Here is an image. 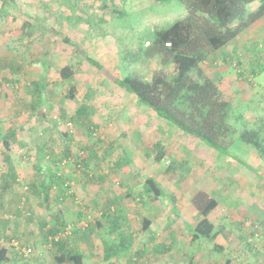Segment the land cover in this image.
<instances>
[{
	"label": "rangeland",
	"instance_id": "1",
	"mask_svg": "<svg viewBox=\"0 0 264 264\" xmlns=\"http://www.w3.org/2000/svg\"><path fill=\"white\" fill-rule=\"evenodd\" d=\"M186 13L180 0H0V98L2 91L7 96L0 107L1 239L18 236L34 248L37 258H45L38 264H57L43 241L42 224L62 205L57 196L61 190L49 191V203L34 194L43 164L72 184L70 193L76 198L63 200L71 218L98 201L101 211L125 213L141 243L147 238L142 220L151 219L154 232L166 237H158V248L169 249L159 254L152 249L142 263L190 264L195 255L194 264H264V17L224 50H234L235 59L249 53L242 64L230 66L219 59L206 70L234 103L231 120L243 132L227 154L156 116L116 82L131 74L150 80L162 65L160 57H147V48L158 30ZM66 65L74 69L70 79L60 74ZM256 66L252 76L250 67ZM35 83L43 86L40 91ZM71 85L74 99L67 95ZM83 104L93 109L91 131L76 113ZM14 127L26 143H15L10 152L19 182L12 192L1 191L2 177L9 172L2 138ZM67 149L71 164H57L54 156L62 157ZM78 155L89 158L88 168L76 167ZM144 175L160 183L162 198L152 200L144 192ZM130 190L135 198L128 195ZM200 191L218 202L210 219L223 250L207 239L192 240L190 231L203 217L194 203ZM24 197V210L17 217L5 209L20 206ZM92 213L76 219L93 220ZM16 221L20 223L13 227ZM100 247H94L87 264L107 263ZM73 248L81 249L75 242ZM130 257L122 255L118 263L127 264Z\"/></svg>",
	"mask_w": 264,
	"mask_h": 264
},
{
	"label": "trees",
	"instance_id": "2",
	"mask_svg": "<svg viewBox=\"0 0 264 264\" xmlns=\"http://www.w3.org/2000/svg\"><path fill=\"white\" fill-rule=\"evenodd\" d=\"M159 1L163 0H157V2ZM180 1L186 7L187 15L172 23L168 28L158 30L151 46L146 50L147 57H160L162 68L157 70L150 80L139 74H131L124 78H117L116 82L129 93L134 94L145 106L151 108L156 116L171 122L180 131L199 139L210 148L221 150L227 154L243 132L231 120L235 112L234 103L228 99L215 77H212L206 70L219 59L230 66L231 64L233 66L242 64L249 53L235 59L234 50L229 52H224V50L228 43L243 35L248 28L264 17V0ZM66 42L70 43L71 41L66 38ZM219 53H223V55L218 57ZM91 61L100 67L96 59L91 58ZM250 70L251 75L254 76L257 66L250 67ZM73 72L74 69L71 65H66L60 70L63 79H70ZM248 81L251 82L253 79ZM35 85L36 90L40 91L41 84L35 83ZM75 90V86L71 85L67 92L69 98L74 99ZM239 95L242 96V94ZM6 99V92L2 91L0 107L5 104ZM76 113L86 121V127L91 131L92 126H95L91 121L92 107L86 104L80 105ZM20 139L19 127L12 128L2 138L5 148L4 157L9 162V172L3 176L5 187H2L1 191H10L12 190L10 188L19 182L15 167L9 160L15 143L21 142L22 146L26 145ZM256 145L259 146L260 142L257 141ZM52 154L54 156L53 152ZM54 157L57 164L60 161L64 165L71 164V151L68 149L62 157ZM88 160V157L78 155L73 163L78 168L82 165L88 168ZM38 170V176L35 177V184H33V187H36L33 190L34 194L42 196L44 201L49 203V191L59 189L61 192L57 196L61 197L62 205L66 206L69 204L63 203L64 199L76 198L74 194L70 193L72 184L58 170L47 168L43 164L38 166ZM85 172L88 171L85 169ZM90 176L92 177V175ZM143 182L144 192L152 200H158L164 196L163 187L152 175H144ZM130 191L128 195L135 198L134 192ZM194 203L203 217L190 231L192 240L207 239L214 243L215 249L223 250V245L217 243L216 224L210 219V214L218 207V202L206 192L200 191L194 197ZM18 207L23 212L24 206L21 204ZM103 215L102 218L97 219L98 221L96 220V224L100 229L105 230L102 237V256L105 262L117 264L118 258L129 252L133 258L130 257L127 264H142L141 258L149 255L152 249L156 254L168 251V245H165L166 247L161 251L162 248L158 247L162 246V243L158 242V238L152 236L148 242L151 245H148L147 242L144 243L145 251L140 248L133 253L132 249H134L137 239L135 233L129 228L127 215L121 210H111L110 208ZM57 218V221L52 225L48 222L42 224L43 241L48 243V247H51L55 252L54 261L57 264H84V254L73 247L70 248L66 241L68 238L66 233L72 231L71 229L76 230L69 223L73 226L78 224L76 231L93 232L95 228L93 223L96 218L86 219V222L81 220L79 223L76 220V224L74 221L64 222L63 217ZM142 221L143 231L151 230L153 221L148 218H144ZM20 240L18 236L6 235L5 244L0 242V264H7L15 257H18L15 260H18L19 264L20 262L29 264L30 261L37 258L38 254H34V248ZM15 241L20 242L19 247L14 244ZM153 244H155L154 247ZM28 248L32 252L26 255L25 249ZM31 258L34 259L31 260ZM194 258L195 255L190 257V264H194ZM114 260L116 261L114 262ZM228 261L231 262V260ZM12 264L17 263L14 261Z\"/></svg>",
	"mask_w": 264,
	"mask_h": 264
},
{
	"label": "crops",
	"instance_id": "3",
	"mask_svg": "<svg viewBox=\"0 0 264 264\" xmlns=\"http://www.w3.org/2000/svg\"><path fill=\"white\" fill-rule=\"evenodd\" d=\"M186 15H187V13H186ZM2 179H3V177H2ZM2 183H3V185L1 187L4 188L5 187V181L3 180ZM10 189L13 190L14 187H12ZM10 192H12V191H10ZM100 207H103V206L100 205V203H98V201H95V202H92V203H88L87 206H86V208H84V209H82L80 211L75 212V216L71 218V216L69 214H72V212L70 211L69 205L66 206L65 204H63V205L59 206V208H57V209L55 208L54 211H53V213H51L50 214V217H49L48 223L50 225H52L54 222L57 221V219H58L57 217H63L64 218V222H66V221H70L71 222V221H75L76 218L80 219L81 217L83 218V216L86 217L87 215H90V213H92L94 211L93 213L96 214L95 215V218L96 219H95V222L93 223L94 226H95L93 232L92 231H89V232L85 233L83 231H76L77 230V227L76 226L78 224H76L75 226H73L71 223H69V225L71 227H74L76 230L74 231V230L71 229L73 231V233H72V231H69V233L68 232L66 233L68 235V238L66 239V241L69 243L70 248L73 247L74 242L80 244L81 249L78 250V251L79 252H82L84 254V257H85L84 258V264H87L86 263L87 257L88 258L93 257V254L92 253H93L94 247L97 246V248L99 249V247L101 246L100 248H102V245H103L102 244V237L105 234V230L104 229H100L97 226V224H96V220L97 219L99 220L100 218H102L104 216L103 214L105 212V211H101L100 209H102V208H100ZM5 209L8 210V211L10 210V212H12L15 215V217H17V215H20V212H21V209L18 207V205L17 206L14 205L13 208H11V207L8 206ZM59 210H61V211H59ZM99 211H100V213H98ZM93 213H92V216H93ZM19 223L20 222H18V221L14 222L13 227L14 226H17ZM167 225H170V223L168 222ZM11 226H12V224H11V221H10V224H8L7 227L10 228ZM8 228H7V230H8ZM166 231H167V229H166ZM146 233H148V234H146ZM146 233H144V236H147V238L145 239V241L143 243H141L140 241H138V242L135 243L134 249L132 250L133 253L134 252H137L138 249H140V248H143V250L145 251L146 250L145 249L146 245H144V243L145 242L148 243L150 241V239H152V236H155L156 238H158L159 236H161V239L163 241L165 240L164 238H166L165 235L164 234H161V233H159V236H158V233L154 232V230L152 229V226H151V230L146 231ZM162 240H161V243H162ZM51 250H52V248H51ZM101 252H102V250H101ZM53 254H55L54 251H53ZM126 254L129 255V252H126L123 255H126ZM101 255H102V253H101ZM41 256H43V255H41ZM53 258H54V255H53ZM15 259H18V257H15ZM15 259L14 260L13 259L10 260L9 261V264H12L15 261ZM102 259H103V256H102ZM34 261L37 264L39 262H43L44 263L45 262V258L44 257L35 258ZM115 261L116 260H114V262ZM182 261H184V260H182ZM226 263L227 264H231V262H229L228 260L226 261ZM71 264H73V263H71ZM94 264H99V263H94ZM106 264H109V263L107 262ZM117 264H119V263H117ZM142 264H145V262H143Z\"/></svg>",
	"mask_w": 264,
	"mask_h": 264
},
{
	"label": "built area",
	"instance_id": "4",
	"mask_svg": "<svg viewBox=\"0 0 264 264\" xmlns=\"http://www.w3.org/2000/svg\"><path fill=\"white\" fill-rule=\"evenodd\" d=\"M149 43V42H148ZM26 190H27V188H26ZM25 197L22 199V206H24L25 205V203H26V201H25ZM69 233V232H68ZM0 242L2 243V244H5V240L4 239H1L0 238ZM14 244L15 245H17L18 247L20 246V242L19 241H15L14 242ZM32 252V250L31 249H25V253H26V255H29L30 253Z\"/></svg>",
	"mask_w": 264,
	"mask_h": 264
}]
</instances>
